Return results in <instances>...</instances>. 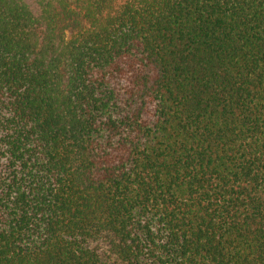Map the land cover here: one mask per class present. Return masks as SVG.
<instances>
[{
    "label": "trees",
    "instance_id": "16d2710c",
    "mask_svg": "<svg viewBox=\"0 0 264 264\" xmlns=\"http://www.w3.org/2000/svg\"><path fill=\"white\" fill-rule=\"evenodd\" d=\"M0 264H264V0H0Z\"/></svg>",
    "mask_w": 264,
    "mask_h": 264
},
{
    "label": "rangeland",
    "instance_id": "374dc122",
    "mask_svg": "<svg viewBox=\"0 0 264 264\" xmlns=\"http://www.w3.org/2000/svg\"><path fill=\"white\" fill-rule=\"evenodd\" d=\"M76 20H79V22H74L70 27H71V30L72 29H75V27L76 26H78V24H80V25H84V22L81 20V19H76ZM70 29H69V31H71Z\"/></svg>",
    "mask_w": 264,
    "mask_h": 264
}]
</instances>
